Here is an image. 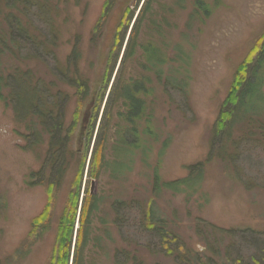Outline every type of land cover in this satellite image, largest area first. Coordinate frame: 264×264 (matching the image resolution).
I'll use <instances>...</instances> for the list:
<instances>
[{"label": "rangeland", "instance_id": "374dc122", "mask_svg": "<svg viewBox=\"0 0 264 264\" xmlns=\"http://www.w3.org/2000/svg\"><path fill=\"white\" fill-rule=\"evenodd\" d=\"M110 1L113 5L106 13L110 5L106 0H36L45 7L46 15L40 14L48 22L35 16L40 12L37 5L28 14L44 34L53 25L55 55L61 64L77 46V75L91 90L99 80L104 85L118 25L133 13L93 128L89 125L85 130L79 163L72 160L57 191L27 185L29 173L42 163L45 143L23 148L24 126L0 99V264H49L58 214L73 205L80 179L69 264L85 190L97 202L87 224L86 264H117V250L126 252L119 254L121 264H185L182 257L187 262L189 258L215 264H264V97L249 110L240 104L223 132L217 135L213 130L236 66L264 32V0H152L139 28L135 53L122 67L125 46L145 0ZM148 45L157 48L154 57L163 59L161 63L146 60L144 46ZM44 59L54 66L51 57ZM16 69L50 77L38 61L19 62L8 52L1 53L0 73L8 75ZM257 72L264 76V66ZM135 82L144 87L137 94L144 103L142 115L128 122V107L118 98L112 108L104 165L98 177H92L90 160L109 93L116 83L122 89ZM60 87L69 94L64 124L73 122V113L77 115L68 143L74 151L81 109L76 113L74 87ZM122 137L126 144L121 143ZM203 160L207 164L202 174L186 184L172 189L161 183L152 190L155 173L161 181L179 180L188 175L187 165ZM115 201L125 204L114 207ZM149 203L153 220L147 223L144 208ZM46 208L47 215L33 223ZM156 225L177 237L174 240L184 252L181 258L170 254L178 249L173 242L170 251L160 248L158 235L150 230ZM33 231L35 235H30ZM251 233L255 241L248 238Z\"/></svg>", "mask_w": 264, "mask_h": 264}, {"label": "trees", "instance_id": "16d2710c", "mask_svg": "<svg viewBox=\"0 0 264 264\" xmlns=\"http://www.w3.org/2000/svg\"><path fill=\"white\" fill-rule=\"evenodd\" d=\"M35 1L36 0H0V15L3 14L2 11L6 10L2 18L3 23H0V54L8 52V54L16 58L19 62L31 60L38 61L46 67L50 77L49 79H45L41 76L38 77L31 69H16L13 73L8 75L0 73V99L3 100L4 103L10 105L15 120L24 126V133L21 134L25 143L23 148L30 149L33 146L35 147L45 143V155L41 160L42 163L38 169L32 170L29 173L27 185H43L48 190L54 192L62 186L64 179H66L72 160L75 158L73 163L76 165L79 163L77 162L78 159L75 149L74 151L71 150L68 145L70 135L73 131V122L77 119V115L73 113V122L67 126L64 124V111L69 94L61 89L60 84L74 87L73 96L75 97V106L77 105L76 113H79L81 109V116L89 99L91 90H89L87 82L77 75V61L79 59L77 46L74 45L72 47V51L67 56L65 64H61L55 55L57 38L53 25H50L48 28L49 32L44 34L29 18L28 14L31 7L34 5H37L40 10L35 16L41 18L42 11L46 15L43 4ZM108 3H110V5L106 9V13L113 5V2L106 0L107 5ZM151 3L152 0L144 1L142 9L134 22V26L131 30L121 59V67L125 64L127 59L131 58L135 53L139 28L146 13L151 8ZM204 12H207L206 8ZM132 14L133 13L131 12L128 16L123 15L124 17H122L118 25L120 29L114 36L113 48L106 62V73H104L105 75L103 78L104 85L102 86L101 84V94L100 96L98 95L99 93L97 94L96 101L91 109L92 115V110L96 105L92 119L90 115L88 127L91 125V128H93L102 93L105 90L110 74L115 65ZM46 19L45 16L43 19L45 23L48 22V19ZM144 49L146 52V60L148 62L153 63L154 61L156 63H161L163 59L154 57V51L157 50L156 47L148 45L144 46ZM23 51H26L27 53L23 54ZM47 56L51 57L53 62H55L54 66H51L44 59V57ZM254 61H256V65H253ZM262 66H264V32L256 38L244 59H242L234 70L229 89L220 105L214 123L213 130L215 134L218 135L227 128L228 124L233 120L234 113L240 104L245 105L247 107L246 110H249L255 105L257 100L263 99L264 76L257 72L258 68ZM115 88L109 93L101 117L102 119L97 130L89 168V174L92 177H98L99 171L104 165L105 142L112 118V108L118 101V98L122 97L124 99V105L128 107V112L125 114L128 122H134L136 119H139L144 109L143 99L137 95L144 90L142 82H135L131 84V86H124L122 89H120L116 83ZM90 121H92V124ZM134 129L135 128H133L132 132H136ZM44 135L47 136L46 141L43 139ZM125 142H127L126 138L122 137L121 143L126 144ZM83 162L84 158L81 163L83 164ZM206 164L207 162L203 160L192 165H187L186 169L188 175L186 178L175 181H161L159 176L155 173L152 190L159 189L161 183L169 188L177 189L180 183L186 184L190 178L201 175ZM82 168L80 172H82ZM80 178L81 177H79V179ZM80 181L81 179L77 183V191L74 195L75 198L73 205L71 203L69 208L65 207L66 199L64 204L65 209L58 214L57 234L55 236V245L50 256L49 264H69L70 245L79 200L78 186L80 185ZM116 204L122 206L125 202L115 201L113 204L114 207ZM96 206L97 202L95 195L89 194V192L85 190V195L81 203L78 221L79 225L75 237V250L71 264H86L84 262L83 250L88 241L87 224L90 215L93 210L96 209ZM46 212L47 208L34 217L33 223H38V220L43 219ZM152 216V203H149L144 208V217L147 223H150L153 220ZM161 226L156 225L150 229L154 230L158 235V244L160 248L164 249L165 252L170 251L171 249L169 248V245L173 242L174 246L178 249L177 251L172 249L170 254L173 255L175 259L181 258L180 255H183L184 252L181 251L182 248H180V244H177V241L174 240L177 239V237ZM37 231L38 230H36V232ZM170 233L173 234L172 237H170ZM33 234L35 235V231L30 233V235ZM248 238L255 241L256 237L251 233ZM121 253L126 255L125 251L117 250L115 252L114 259L117 264L122 263L119 261V254L121 255ZM182 258L183 263L185 262V264H207V262L208 264L211 262V264H215L210 260H190L188 258L187 262L185 257Z\"/></svg>", "mask_w": 264, "mask_h": 264}, {"label": "water", "instance_id": "95a60500", "mask_svg": "<svg viewBox=\"0 0 264 264\" xmlns=\"http://www.w3.org/2000/svg\"><path fill=\"white\" fill-rule=\"evenodd\" d=\"M100 79H102V76L100 77ZM100 87H101V83L99 80V82L95 83L94 86L91 88L89 99L85 105V108L82 112V116L78 124V129L75 139V151L77 153L78 158L82 151V147L85 139V130L88 127V123L91 115V109L96 101V97L98 91L100 90Z\"/></svg>", "mask_w": 264, "mask_h": 264}]
</instances>
